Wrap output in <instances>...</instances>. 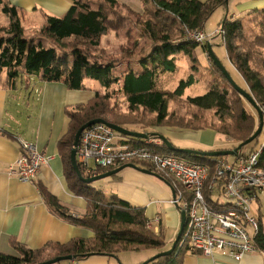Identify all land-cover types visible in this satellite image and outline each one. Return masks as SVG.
<instances>
[{"label":"trees","instance_id":"1","mask_svg":"<svg viewBox=\"0 0 264 264\" xmlns=\"http://www.w3.org/2000/svg\"><path fill=\"white\" fill-rule=\"evenodd\" d=\"M229 0H143L144 7L135 11L116 0H101L110 7L119 5L131 14L134 20L121 17L120 25L126 28L123 34L132 47H138V39L142 36L149 44H142L134 53L130 48L120 45V51L125 53V60L101 59L95 53L87 51L81 45L71 44L73 41L86 42L93 49H98L100 37L111 25L104 9L101 6L91 8L86 1L72 0L67 12L61 17L47 16L45 24L36 32L38 40L24 37L17 8L8 1L0 0V13L7 16L6 25H0V79L3 71L7 80L13 82L20 74L38 76L42 81H61L68 89H85L84 79L98 82L101 89L95 91L85 104L66 109L70 125L68 133L59 141V150L64 161V176L68 189L75 195L81 196L85 202V213L80 217L73 215L69 209L60 204L58 199L42 190L43 198L51 211L57 216L78 226L92 231L90 238H75L64 244H53L52 256H45L46 247L31 249L13 242L17 254L0 252V264H35L58 255H76L74 261L85 259L89 256L105 255L118 258L117 254L128 250H143L144 248L161 247L163 241L160 235L155 234L147 227L148 220L142 208H136L116 195H105L101 190L91 184L82 182L76 175L70 163V149L76 130L94 118H102L115 125L127 128L118 117L124 113L115 114L111 86L120 83V93L125 98L129 110L142 108L154 113L155 122L162 123L169 115L168 102L172 97L180 98L186 87L197 82L194 71L199 70L196 49L201 48L206 54V43H196L182 37L185 29L203 31L205 21L218 7L226 6ZM147 16V17H146ZM246 19L255 27L250 36L242 30V19L225 16L220 22L222 43L225 47L226 58L233 66L248 89L253 99L263 110L264 115V9L251 11L245 14ZM133 25L139 26L134 36L128 29ZM177 31L182 38L173 40L171 31ZM50 40L46 46L41 39ZM68 42V45L65 43ZM71 44V45H70ZM70 45V46H69ZM61 47L64 51L57 49ZM68 48V51H66ZM176 53L186 55L190 62L191 72L184 79H180L173 91H165L157 87L159 73H173L176 68ZM131 56H135L131 58ZM211 67H204V72L209 73L205 78L206 91L201 95L187 96L185 102L194 108L190 124L187 128L204 129L212 128L227 139L233 141L234 147L249 138L257 128L258 117L249 112L245 106V99L230 85L218 67L209 59ZM122 62H126L128 69L114 73V69ZM209 64V63H208ZM133 66H137L133 68ZM227 71L233 70L224 66ZM233 70V71H234ZM234 71V72H235ZM230 74V72H229ZM231 76V75H230ZM237 84V83H236ZM239 85V84H237ZM240 86V85H239ZM241 87V86H240ZM243 88V87H242ZM244 89V88H243ZM112 100V101H111ZM214 111L215 122L205 123L201 116L204 111ZM200 111V112H199ZM257 114V113H256ZM109 116L112 117L110 119ZM186 127V126H185ZM134 131V130H133ZM142 131V128H141ZM146 133H156L147 132ZM127 142L138 139L124 136ZM258 137V136H257ZM257 137L243 146L255 147ZM259 167L264 171V143L260 144ZM259 146V148H260ZM233 147V148H234ZM163 150L184 158L190 163L209 165L211 171L215 158L180 151ZM257 150L251 148L250 151ZM234 158V156H233ZM140 167V166H138ZM156 171L153 168L146 167ZM114 168L100 169L96 174ZM159 174L158 171H156ZM95 174V175H96ZM164 178V175L160 174ZM257 196V221L258 232L254 242L258 250L264 251V230L261 225V208H264V194ZM117 226V228H116ZM176 249V248H175ZM188 245L173 251L167 256H161L146 264H182L180 254L190 250Z\"/></svg>","mask_w":264,"mask_h":264},{"label":"crops","instance_id":"2","mask_svg":"<svg viewBox=\"0 0 264 264\" xmlns=\"http://www.w3.org/2000/svg\"><path fill=\"white\" fill-rule=\"evenodd\" d=\"M5 1L17 8L23 29V23H28L33 27L35 34L45 24L47 16L61 17L72 4V0ZM116 1L135 11H141L145 5L143 0ZM236 4L244 15L264 9V0H237ZM232 15L236 17L235 14ZM226 61L234 70L227 58ZM18 77H21V85L16 83ZM34 78L42 81L35 75L20 74L13 82H9L5 71L0 79V252L13 255L17 254L13 242L31 249L46 247V250L54 251L51 248L53 244H64L71 239L93 236L89 229L54 214L41 192L44 189L54 195L59 203L75 216L80 217L85 213V200L73 194L67 187L59 141L69 130L70 120L66 109L85 104L94 97L97 90L94 86L91 88L85 84V79L87 88L80 90L68 89L61 81H42L30 89ZM91 84L93 83H89ZM29 89L32 92L28 95ZM33 93L36 98L29 102L28 96L31 97ZM163 135L168 140L171 137L199 143L198 146L209 151L231 149L234 144L212 128H175L168 133L163 132ZM19 138L32 142L40 153L51 157L47 163L41 165L36 179L32 182H21L8 174V168L20 153ZM100 180L101 185H91L107 196L116 195L133 207L142 208L147 220L158 215V226L150 230L160 235L163 241L159 251L171 247L180 226V209L169 202L176 185L172 179L127 167ZM257 208L253 213L255 216L258 215ZM260 210L264 230V208ZM180 259L182 264H264V251L246 253L239 261H235L219 253L207 256L190 249L180 254ZM115 263L113 256L105 255L89 256L79 261L71 260V264Z\"/></svg>","mask_w":264,"mask_h":264},{"label":"built area","instance_id":"3","mask_svg":"<svg viewBox=\"0 0 264 264\" xmlns=\"http://www.w3.org/2000/svg\"><path fill=\"white\" fill-rule=\"evenodd\" d=\"M217 32L219 35L222 30ZM185 38L196 43L207 40L203 31L189 29H185ZM127 140L103 123L83 129L75 155L81 175L90 177L97 170L131 163L153 168L172 179L176 185L169 202L185 213L176 253L188 245L207 256L219 253L239 261L246 253L258 250L254 237L259 227L251 206L258 195L264 194V171L259 167L261 146L254 151L240 150L233 160L215 158L211 171L209 165L190 163L165 152L164 142L157 137ZM18 143L20 153L8 174L21 182H32L51 157L40 153L30 141L19 138ZM159 222L160 217L155 215L147 227L155 229Z\"/></svg>","mask_w":264,"mask_h":264},{"label":"rangeland","instance_id":"4","mask_svg":"<svg viewBox=\"0 0 264 264\" xmlns=\"http://www.w3.org/2000/svg\"><path fill=\"white\" fill-rule=\"evenodd\" d=\"M83 1H86L89 7L91 8H97L101 6V8L104 9V13L107 15L108 19L112 21L110 26L114 28H108L107 31L100 37L99 39L100 47L98 49L91 48L88 43L82 42L81 40L73 41L71 42V44L81 45L85 47L87 51H91L92 53H95V56L101 59H112V60H117V61H122L126 59L124 56L125 53H122L119 49L121 43H124V46L127 47L128 49L131 48L134 51V53L139 50V47L142 44L144 43L149 44L148 42L144 40L143 36L137 40L138 47L131 46V43L132 41H134L133 40L134 38L131 39L129 43H127L128 39H126V44H125L126 37H124L123 34L125 33L126 28L123 25H120L119 22L121 21V17L125 19H130L132 21L134 20L133 19L134 17L131 14H129V12L125 8L119 5L110 7L104 3L100 4L101 0H83ZM236 2L237 0H229L226 6L218 7L217 9H215V11L205 21L204 28H203V32L207 36V40H205V43L209 42V44L211 45L212 52L221 61V63L226 67H228V64L225 58V47L222 43L221 36L218 35V32H217L220 29V22L222 21V19L225 16L230 18L231 16H233L232 14H235L237 18L242 19V30L247 36H250L252 32H254L252 31L254 27H255L254 29L255 31L257 32L259 31V29L253 23H251L250 21L246 19V16L244 15V13L239 11ZM7 22H8L7 16L3 13H0V25H5ZM23 25L25 27L24 28L25 38L27 39L35 38V40L39 39V37L36 36L35 31L33 30V27L31 25H29L28 23H25V24L23 23ZM128 29H130L129 32L133 33V35L135 36L139 30V26L133 25L132 27L130 26ZM177 33L178 32L175 31L174 29L171 31V38H173V40H178L179 38H182V37L185 38L184 34H182V37H181V35ZM41 41L46 46L51 44V41L46 40L45 38H42ZM65 45H68V42H66ZM57 49L64 51L61 47H57ZM65 49L66 51H68V48L65 47ZM195 54L198 59L199 70L194 71L193 73L197 79V82L186 87L183 95L180 98L172 97V99L168 102L169 115L167 116V119L165 121H163L162 123H156L155 122L156 119L154 116L155 114L145 111L142 108L129 110V108L126 107L125 98L120 93V90H119L120 83L111 86V91L113 93L112 96H114L111 98L113 100V105L117 108L115 109V114L119 112L124 113V115L122 114V117H118V119L121 122L127 124V127L130 130L139 131V132H145L144 130H146L147 132H156V133L163 134V132L168 133L171 129H175V128L190 130V128H187V126L190 124H193L190 122V119L192 117L194 108L190 107L185 102V98L187 96L201 95L206 91L204 80L205 78H209V73L206 72V70L204 72V67H207L208 65L211 67L209 59L208 58L206 59V54L202 52L200 47L199 49H196ZM175 56L177 57L175 72L173 73L161 72L159 73V76L157 78V87L162 90L169 91V92L174 90V88L176 87L180 79L186 78L188 74H190L191 72V69H190L191 62L189 58L182 53H176ZM133 57L135 56H131V58ZM136 67L137 66H133V68H136ZM127 69H128L127 63L122 62L120 65H118V67H116V69H114L113 72L114 73L115 72L118 73L119 71L123 72ZM229 72H230L232 79L237 84H239L244 89H248L243 79L240 78L238 74H236V72L230 69H229ZM34 79L35 81H32L30 89H32L33 85L41 84L42 82V81H38L36 78ZM21 82H22L21 77H18L16 80V83L18 85H21ZM89 83H93V84L89 85ZM85 84H87L91 88H93L94 86L96 90L100 89L98 82L95 80L85 78ZM30 89L27 92L28 95L32 92ZM35 98H36L35 93H33L31 97L28 96L29 102L34 101ZM245 106L249 110V112H251L255 116V118H257L255 109L246 100H245ZM213 112L214 111L212 110L204 111L201 116V119L205 123H197V125L209 124L211 122H215L216 117L214 116ZM108 117L112 119L111 116L108 115ZM141 128H142V131H141ZM191 130H195V129H191ZM206 133L207 131L204 134L205 136H206ZM263 139H264V125H263L261 133L258 135L256 139L257 141H255V147H253L252 145H248L244 149L245 150H250L251 148L258 149ZM169 141L171 142L173 146L177 148H189V149L200 150V151H209V150H204L203 147L198 146L200 145L199 143L197 144L190 140L178 139V138L176 139V138L170 137ZM195 146H197L198 149ZM233 147L234 145L231 148ZM225 157H227L229 160H233V156H225ZM159 174H162V173L159 172ZM99 180L100 179L90 184L101 185L102 180L100 181ZM221 199L224 201L223 196H221ZM256 207H257V202L255 201L251 206V214H253L256 211ZM160 249L161 248L159 247H156V248L153 247V248H144L143 250H128L125 252L118 253L117 256H119V258H116L114 256L113 257L116 259L115 264H140V263L145 262L150 257H152L154 254L161 252L162 250L159 251ZM48 254L49 256H52L54 254V251L46 250L44 255L47 256ZM53 264H71V260H61Z\"/></svg>","mask_w":264,"mask_h":264},{"label":"water","instance_id":"5","mask_svg":"<svg viewBox=\"0 0 264 264\" xmlns=\"http://www.w3.org/2000/svg\"><path fill=\"white\" fill-rule=\"evenodd\" d=\"M206 49H207V55H208L209 59L218 67V69L222 72V74L227 79V81L230 83V85L255 109V111L257 113V117H258V125H257V128L254 131V133L249 138H247L245 141L240 142L234 148L214 150V151H200V150H194V149H189V148H177L171 144V142L167 139V137H165L163 134H160V133H146V132L133 131V130L124 128L122 126L110 123V122L106 121L105 119L94 118V119L87 121L86 123L81 125L76 130V132L74 134L72 146L70 149V154H69L70 163L72 165V168L75 171L77 177L82 182L90 184V183H92L98 179L114 175V174L118 173L120 170L127 168V167L137 169L143 173L158 175L157 173H155L152 170H149V169H146L143 167H138L137 165L128 163V164L120 165L114 169H111V170L103 172V173H99V174H96V175H93L90 177H83L79 171V168L77 166L76 159H75L76 148L78 145L79 136L81 134V131L83 129H85L86 127H88L92 124H95V123H103L106 126H108L109 128L115 130L116 132H119L120 134H122L124 136L132 137V138H136V139H146L149 136L157 137L164 142L165 147L169 151H180L182 153L195 154V155L208 156V157H218V156H234L235 157V156H237L238 152L241 150V148L243 146H245L248 143H250L251 141H253L261 133L263 125H264V115H263L262 108L253 99V97L250 95V93L248 91H246L245 89H243L242 87H240L239 85L236 84V82L232 79V77L230 76L227 69L224 67V65L221 63V61L212 52L211 45L209 44V42L206 43ZM184 225H185V213L183 210H180V226H179L178 233H177L174 241L172 242L171 247L167 250H164V251H161V252L155 254L154 256H152L151 258L147 259L145 262L140 263V264H146L149 261L157 259L161 256H167V255L171 254L173 251H175L177 242L181 236ZM75 258H76V255H72V254L58 255V256H55L51 259H47L45 261H41V262H38L35 264H53V263L59 262L61 260H74Z\"/></svg>","mask_w":264,"mask_h":264}]
</instances>
